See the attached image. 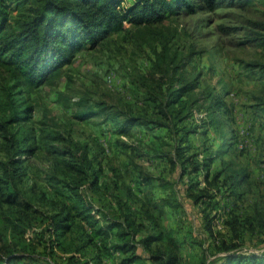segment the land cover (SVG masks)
<instances>
[{
  "label": "rangeland",
  "instance_id": "374dc122",
  "mask_svg": "<svg viewBox=\"0 0 264 264\" xmlns=\"http://www.w3.org/2000/svg\"><path fill=\"white\" fill-rule=\"evenodd\" d=\"M36 4L0 0V9L12 27L28 20ZM171 79L174 87H192L181 98L186 118L176 126L174 119L167 127L146 123L159 115L154 105L166 101ZM215 98L224 109L210 113ZM14 107L19 119L8 124V131H16L20 148L34 151L7 153L0 128V161L9 154L24 161L27 178L19 187L31 201L27 206L21 198L20 206L33 224L21 232L0 214V260L15 249L18 257L9 264H66L58 248H46L43 230L55 202L81 207L65 184L91 179L81 165L84 157L97 170L98 185L86 181L79 192L108 217L128 212L143 225L136 239L151 232V214L177 241L181 264H218L205 208L215 217L213 231L227 239L225 221L235 216L244 222L239 232L245 242L237 251L264 257V227L252 220L259 215L264 221V0H217L212 10L204 4L162 22L126 23L93 48L82 47L39 86L25 87L0 63V122ZM23 107L30 109L28 118ZM127 118L138 119L126 127ZM174 127L190 130L186 154L222 150L210 172L226 167L240 186L234 192L226 185L207 186L202 171L182 175L174 157L179 144ZM196 181L207 187L206 203L196 205L187 196L188 185ZM77 222L73 233L85 241L81 227L87 232L90 227ZM137 251L148 256L140 245ZM84 252L85 264H122L125 257L101 250L97 259L93 246Z\"/></svg>",
  "mask_w": 264,
  "mask_h": 264
},
{
  "label": "trees",
  "instance_id": "16d2710c",
  "mask_svg": "<svg viewBox=\"0 0 264 264\" xmlns=\"http://www.w3.org/2000/svg\"><path fill=\"white\" fill-rule=\"evenodd\" d=\"M216 2L217 0H197L194 3L191 0H36L37 4L29 19L23 21L21 25L15 24L12 27L7 23V13L0 9V63L6 65L11 76L17 78L25 87L39 86L57 68L71 63L75 53L82 47L93 48L108 35L124 30L126 23L136 26L162 22L168 15L181 11L195 12L204 4L212 10ZM191 89L187 83L174 87L171 79L166 86V101L163 105H154V108H158L159 115L154 121L146 119V123L152 122L156 126L167 127L168 120L174 119L173 126H176V122H182L186 118L184 110L187 105L181 98ZM211 107L210 113H214L223 110L224 104L215 98L208 108ZM16 109L14 107L10 117L0 122V128L4 130L1 134L4 148L7 153L15 150L31 155L34 147L20 148L23 141L15 135L16 131L11 133L7 128L9 123L19 119ZM22 109L24 117L28 118L29 107ZM137 119L127 118L124 126L134 124ZM189 132L188 129L174 127V133L179 135L174 157L179 163L181 174L190 178L202 171L203 182L207 186L226 185L234 192L241 183L233 179L235 177L227 172L226 167L220 171L210 172L211 165L219 158L222 150L212 154H186L188 146L185 144ZM54 138L60 137L57 135ZM180 144L183 145L179 146ZM17 156L19 155L9 154L5 160L0 161V214L8 224L23 232L33 223L30 214L21 208L20 200L24 198V203L28 206L31 197L25 189L19 187L27 178V169L24 161ZM81 161V165L86 168L83 171L86 174L90 173L91 179L88 181L87 177H83L74 184H65L66 189L81 207L77 208L68 203L60 205L54 203L51 213L46 215L49 222L43 230L47 240L46 248L51 252L54 247L58 248L65 254L66 264H85L84 250L91 246L99 251L97 259L103 250L107 253L116 251L123 254L125 257L122 264H181L177 241L164 231L151 214L147 216L152 224L151 232L136 239L143 225L130 217L128 212L122 217L120 215L108 217L83 197L79 192L80 185L87 181L89 185L97 186L98 172L90 166L86 157ZM61 162L68 168H78L74 162L65 160ZM196 187L197 190H194ZM187 196L196 205L206 203L203 198L209 197L207 187H199V181L188 185ZM214 218L203 208L205 228L217 244L215 249L217 258L220 259L218 264H264V257L256 253L237 251L245 242L239 232V228L245 226L244 222L230 216L225 221L231 233V238L227 239L213 231ZM252 220L264 227V221L259 215L253 216ZM77 221L84 222L90 227V232L81 227L85 241L73 233V229L80 226ZM250 227L253 228L254 225L250 223ZM139 245L148 251L147 257H142L138 253ZM17 257L16 250L13 249L0 260V263L9 264Z\"/></svg>",
  "mask_w": 264,
  "mask_h": 264
}]
</instances>
